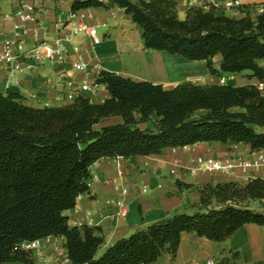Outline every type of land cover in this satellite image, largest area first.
I'll return each mask as SVG.
<instances>
[{"label": "trees", "instance_id": "obj_1", "mask_svg": "<svg viewBox=\"0 0 264 264\" xmlns=\"http://www.w3.org/2000/svg\"><path fill=\"white\" fill-rule=\"evenodd\" d=\"M115 5L142 29L146 49L205 60L212 74L219 54L221 71H250L264 84V4L255 16L261 4L236 6L240 17L206 3L188 7L180 18L175 0H74L71 10ZM95 83L109 92L103 102L79 96L62 106L34 107L18 93L0 92V264H33L20 244L48 236L65 238L72 264H154L164 253L176 256L183 232L218 242L247 223L264 227V213L245 205L264 199V178L205 183L194 213L151 223L97 256L100 229L70 227L65 215L88 191L93 163L207 141L264 149V93L256 84L190 81L167 89L106 70ZM109 116L122 122L97 127ZM151 117L155 128L137 127Z\"/></svg>", "mask_w": 264, "mask_h": 264}, {"label": "crops", "instance_id": "obj_2", "mask_svg": "<svg viewBox=\"0 0 264 264\" xmlns=\"http://www.w3.org/2000/svg\"><path fill=\"white\" fill-rule=\"evenodd\" d=\"M74 0H0V42L17 38L25 47H31L38 39L54 40L68 36L64 41L66 56L62 62L44 63L23 69L10 76V66L0 64V92H14L34 107L62 106L71 103L66 98L57 100L67 80L74 88L87 81L89 90L78 95L91 102L100 103L109 97L104 85H93L102 70L115 72L135 81H150L170 89L182 82L195 84H256L250 71L223 72L219 69L221 55L213 58L217 70L212 74L205 60H189L167 51L149 50L144 47L142 29L126 14L123 8L90 7L82 9L90 17L79 20L95 26L101 40L93 42L86 33L70 34L72 23L68 13ZM107 1V0H102ZM136 1V0H132ZM180 18L190 6L202 5L199 0H175ZM232 0H208L230 16L243 14L235 7L227 6ZM241 4H261L255 16L263 9L264 0H238ZM24 3L33 6L36 20L20 23L14 12ZM10 14L8 18L4 14ZM19 24L16 30L14 26ZM23 30L26 32L23 33ZM19 31V36L15 33ZM78 47V50H74ZM83 62L85 70H77L75 63ZM259 63L264 65V59ZM100 65L99 69H94ZM193 68V69H192ZM182 69H185L182 71ZM188 70V71H187ZM193 70V71H191ZM195 73V74H194ZM182 76V77H181ZM224 78V82L221 79ZM264 93V88L262 90ZM120 116L102 118L97 127L121 123ZM154 117L137 123L141 129L155 128ZM264 155V149L252 150L248 144L228 141L198 142L184 147L165 148L159 154L102 158L90 167L96 175L88 191L79 195L73 208L65 211L70 227L94 226L100 229L103 244L100 255L116 240L127 237L154 222L169 219L176 212L194 213L200 203L199 188L205 183L227 181L247 182L256 177L264 178V165L246 169L235 167L231 173L217 170H198L200 157L219 160L241 157L248 159ZM179 181V183H177ZM189 184V186H185ZM126 187V195L116 188ZM144 189H146L144 191ZM125 201V213L119 214V200ZM245 205L264 213V199H250ZM33 264H72L68 259L63 236L40 239V246L31 251ZM213 259L215 264H264V227L247 223L233 235L222 241H211L194 232H183L174 258L162 254L154 264H194L196 261ZM2 264H21L4 262Z\"/></svg>", "mask_w": 264, "mask_h": 264}, {"label": "built area", "instance_id": "obj_3", "mask_svg": "<svg viewBox=\"0 0 264 264\" xmlns=\"http://www.w3.org/2000/svg\"><path fill=\"white\" fill-rule=\"evenodd\" d=\"M202 5L208 3V0H199ZM209 4V3H208ZM240 3L238 0H232L227 3L229 7L239 6ZM215 6V5H214ZM217 7V6H216ZM263 10V9H262ZM10 14H4L5 18H8ZM14 16L18 19L20 23L24 22H34L36 20L35 12L33 6L31 4L24 3L22 4L15 12ZM90 17V15L84 12L82 9L79 10H70L68 13V21L72 23L70 28V34L76 35L79 33H86L93 42H98L101 40V37L98 36L97 30L95 26H91L86 24L85 22H78L79 20H84ZM16 30L20 28L19 24L14 26ZM26 31L23 30V33ZM16 36H19V31L15 33ZM68 40V36H59L54 40H48L45 38L38 39L33 46L25 47L23 42H21L17 38L5 39L0 42V64H8L10 66V76H14L17 72L23 69H30L38 65H42L44 63H56L62 62L66 56V50L64 41ZM74 50H78V47H74ZM75 68L77 70H85L87 65L83 62L75 63ZM100 65H95L94 69H99ZM99 75V74H98ZM224 78L221 79V82H224ZM93 85H97L95 82ZM92 87L90 83L84 81L79 90L74 88L73 82L67 80L64 83L63 92L59 94L56 99L61 100L62 98H66L68 101H74L77 97H79L78 92L89 90ZM258 87L263 90L264 84L259 82ZM45 106H48L46 103ZM264 165V155L258 154L255 157L242 159L241 157L229 158L225 160H219L212 157H200L198 159V170H217L222 171L224 173H231L235 167H241L242 169H246L252 166ZM97 177L93 175L90 177L87 182V186L90 187L93 180ZM122 194L126 195L128 193V189L126 187H118ZM146 189H144L145 191ZM119 206V214H124L125 209V201L119 200L117 202ZM40 246V239L33 241H23L20 244V248L25 251H32ZM194 264H215L213 259H208L206 261H196Z\"/></svg>", "mask_w": 264, "mask_h": 264}, {"label": "bare ground", "instance_id": "obj_4", "mask_svg": "<svg viewBox=\"0 0 264 264\" xmlns=\"http://www.w3.org/2000/svg\"><path fill=\"white\" fill-rule=\"evenodd\" d=\"M192 69H193V68H192ZM183 70H185V69H182V71H183ZM187 71H188V70H187ZM191 71H193V70H191ZM194 74H195V73H194ZM181 77H182V76H181Z\"/></svg>", "mask_w": 264, "mask_h": 264}]
</instances>
